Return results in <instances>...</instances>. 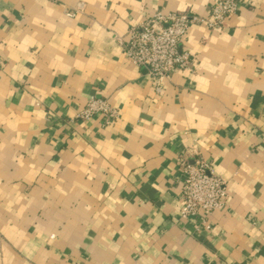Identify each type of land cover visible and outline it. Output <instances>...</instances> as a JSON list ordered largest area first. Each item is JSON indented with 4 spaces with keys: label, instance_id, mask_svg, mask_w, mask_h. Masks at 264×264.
Listing matches in <instances>:
<instances>
[{
    "label": "crops",
    "instance_id": "obj_1",
    "mask_svg": "<svg viewBox=\"0 0 264 264\" xmlns=\"http://www.w3.org/2000/svg\"><path fill=\"white\" fill-rule=\"evenodd\" d=\"M214 1L0 0V264H264V0L191 26L160 95L118 41ZM199 158L228 195L207 228L178 216Z\"/></svg>",
    "mask_w": 264,
    "mask_h": 264
},
{
    "label": "built area",
    "instance_id": "obj_2",
    "mask_svg": "<svg viewBox=\"0 0 264 264\" xmlns=\"http://www.w3.org/2000/svg\"><path fill=\"white\" fill-rule=\"evenodd\" d=\"M79 4L77 10H81ZM238 10V0H215L207 15L158 11L151 18L129 28L125 39H119L124 56L132 64L143 68L149 77L155 93L162 94V82L169 79L173 71L188 66L191 57L180 50L191 26L218 28L222 22L234 16ZM73 17L74 14H68ZM100 115L104 124L109 125L118 112L101 98H90L78 117L88 119ZM194 153V151H193ZM182 182L178 216L185 220L198 214L207 228V218L223 208L227 200L225 181L213 172L204 159L193 163H181Z\"/></svg>",
    "mask_w": 264,
    "mask_h": 264
}]
</instances>
